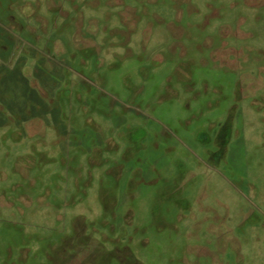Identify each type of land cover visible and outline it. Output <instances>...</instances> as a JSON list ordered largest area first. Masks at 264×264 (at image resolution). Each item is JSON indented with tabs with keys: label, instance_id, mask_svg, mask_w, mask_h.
<instances>
[{
	"label": "rangeland",
	"instance_id": "rangeland-1",
	"mask_svg": "<svg viewBox=\"0 0 264 264\" xmlns=\"http://www.w3.org/2000/svg\"><path fill=\"white\" fill-rule=\"evenodd\" d=\"M0 264H264V0H0Z\"/></svg>",
	"mask_w": 264,
	"mask_h": 264
},
{
	"label": "crops",
	"instance_id": "crops-1",
	"mask_svg": "<svg viewBox=\"0 0 264 264\" xmlns=\"http://www.w3.org/2000/svg\"><path fill=\"white\" fill-rule=\"evenodd\" d=\"M46 129L49 130V128H46ZM21 132H22V133H23V132L27 133V127H24V128H23V127L21 126Z\"/></svg>",
	"mask_w": 264,
	"mask_h": 264
},
{
	"label": "trees",
	"instance_id": "trees-1",
	"mask_svg": "<svg viewBox=\"0 0 264 264\" xmlns=\"http://www.w3.org/2000/svg\"><path fill=\"white\" fill-rule=\"evenodd\" d=\"M35 100H36V99H35ZM36 102H37V100H36ZM31 110H34V109L31 108Z\"/></svg>",
	"mask_w": 264,
	"mask_h": 264
}]
</instances>
